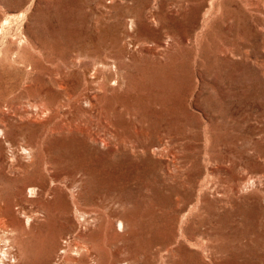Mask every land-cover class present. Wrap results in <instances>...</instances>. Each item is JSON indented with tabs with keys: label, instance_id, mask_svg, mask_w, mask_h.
<instances>
[{
	"label": "rangeland",
	"instance_id": "rangeland-1",
	"mask_svg": "<svg viewBox=\"0 0 264 264\" xmlns=\"http://www.w3.org/2000/svg\"><path fill=\"white\" fill-rule=\"evenodd\" d=\"M0 233L5 264L75 235L100 264H264V0H0Z\"/></svg>",
	"mask_w": 264,
	"mask_h": 264
},
{
	"label": "bare ground",
	"instance_id": "bare-ground-1",
	"mask_svg": "<svg viewBox=\"0 0 264 264\" xmlns=\"http://www.w3.org/2000/svg\"><path fill=\"white\" fill-rule=\"evenodd\" d=\"M216 1V0H214ZM212 3V2H211ZM216 3V2H215ZM212 6V5H211ZM211 8V7H210ZM153 10V9H152ZM210 10V9H209ZM212 10V9H211ZM210 12V11H209ZM208 12V14H209ZM213 13V11H212ZM152 15V14H151ZM155 15V14H154ZM130 16V15H129ZM157 16V15H156ZM130 21V20H129ZM105 22V21H104ZM121 30V29H120ZM128 36V35H127ZM112 37V36H111ZM89 38V37H88ZM118 40V39H117ZM174 40V39H173ZM94 44V43H93ZM175 45V44H174ZM136 49V48H135ZM104 50V49H103ZM134 50V49H133ZM106 51H109V53H112L110 51V46H107L106 47ZM99 52V51H98ZM163 52V51H162ZM117 54L114 55V56H105V57H101L100 59H98V61L95 60V62H93V67L92 69H87V72L86 73H89L90 71H93V73L95 74V76H89L91 78V80L89 81V85L90 84H94L99 91H101V93H106L110 90L111 86L109 85L110 81L114 80V81H117L118 84L122 85L123 84V71L124 69L122 70V68L120 67V63L122 64H126L127 62V58L129 57V55L131 54L130 52V49L129 47H127L126 45H120L118 46V51L116 52ZM80 54V53H79ZM129 54V55H128ZM108 55V54H107ZM77 58H80L79 56ZM200 63V62H199ZM117 65H120L119 67H117ZM126 67V66H125ZM88 70H90L88 72ZM91 73V72H90ZM63 74V73H62ZM61 75V74H60ZM93 75V74H92ZM63 76V75H62ZM101 78L104 79V81H101ZM114 78V79H113ZM66 79V78H65ZM59 80V79H58ZM57 80V81H58ZM116 82V83H117ZM60 83V82H59ZM63 83V81H62ZM86 83V82H85ZM58 84V83H57ZM87 85H88V82H87ZM116 85V84H115ZM65 87V86H64ZM94 87V86H92ZM92 89V88H91ZM95 89V88H94ZM111 91H112V88H111ZM210 91V90H209ZM85 97V95H84ZM86 99L87 101L89 102V104L91 105L90 108H91V113H100V110L99 111H96L97 109V103H96V100L98 101V97L95 95H86ZM100 102V101H99ZM99 104V103H98ZM101 105V104H99ZM163 105V104H162ZM102 106V105H101ZM100 107V106H99ZM156 108V107H155ZM47 110V109H46ZM98 110V109H97ZM102 110V109H101ZM93 111V112H92ZM103 111V110H102ZM156 111V110H155ZM154 111V112H155ZM162 111V110H161ZM153 112V111H152ZM128 113V111H127ZM131 113V112H130ZM157 114V112H155ZM102 114V112H101ZM104 114V113H103ZM123 114V109L122 107L120 106H116L113 111L111 112V114L109 116L105 115L104 114V117H105V124H106V127L108 130H113L115 131L116 135L111 131L109 134L112 136V138H117L118 137V133H120V131L122 130V126H123V123L118 121V118L121 117V115ZM93 117V115L91 116ZM102 117V115H101ZM126 120V119H125ZM129 120V119H128ZM132 121V120H131ZM125 122V121H124ZM137 124V122H136ZM135 124V125H136ZM129 125V124H128ZM132 125V124H131ZM126 126H123V129L125 128ZM132 127V126H130ZM134 127V126H133ZM132 127V128H133ZM137 127V126H135ZM141 127V126H140ZM161 127V126H160ZM128 128V127H126ZM125 128V129H126ZM144 128V127H143ZM163 128V127H162ZM137 129V128H136ZM134 129V130H136ZM166 129V128H165ZM133 130V131H134ZM144 131V129H142ZM141 130V131H142ZM149 130V129H147ZM89 131V130H88ZM94 131V130H93ZM105 130H103L104 132ZM124 131H127V130H124ZM142 131V132H143ZM150 131V130H149ZM148 131V132H149ZM107 132V131H105ZM123 132V131H122ZM136 131H134L135 133ZM139 132V131H138ZM145 132V131H144ZM157 132V131H156ZM100 133V132H99ZM97 133V134H99ZM107 133V134H108ZM133 133V134H134ZM96 135V133H94ZM103 134V133H102ZM106 134V135H107ZM143 134V133H142ZM160 135V140L157 143V149H161V150H165V151H168V144L166 142H164V140L162 139V137H166L165 136V132H161L159 133ZM92 135V134H91ZM104 134V136H106ZM124 135V134H123ZM131 135V134H130ZM147 135V134H146ZM145 135V136H146ZM150 135V134H149ZM98 136V135H97ZM125 136V135H124ZM127 136V135H126ZM129 136V134H128ZM154 136V135H153ZM156 136V135H155ZM158 136V134H157ZM156 136V137H157ZM99 137V136H98ZM101 137V136H100ZM134 137V136H133ZM136 137V136H135ZM147 137V136H146ZM149 137V136H148ZM95 138V137H94ZM97 138V137H96ZM110 138V136H109ZM125 138V137H124ZM123 138V139H124ZM132 138V137H131ZM168 137H166L167 139ZM182 138V137H181ZM127 139V138H126ZM133 139V138H132ZM153 139V138H152ZM165 139V138H164ZM111 140V139H110ZM116 140V139H115ZM131 140V139H130ZM153 140H156L153 139ZM95 141V139L93 140ZM97 141V140H96ZM100 142L105 143V140H99ZM97 141V142H99ZM124 141V140H123ZM126 141V140H125ZM134 141V140H133ZM166 141V140H165ZM107 142L109 141H106V144ZM115 142V141H114ZM185 142V141H184ZM111 143V142H110ZM109 143V144H110ZM136 143V142H135ZM117 144V143H116ZM122 144V143H121ZM130 144H133L131 143L130 141ZM105 145V144H104ZM129 145V144H128ZM156 145V144H155ZM108 146V145H107ZM116 146H119V145H116ZM136 146V145H134ZM145 146V145H144ZM175 146V145H174ZM111 147V146H110ZM130 147V146H129ZM149 147V145H148ZM147 147V148H148ZM152 147V146H151ZM137 148V147H135ZM134 148V149H135ZM144 148V147H143ZM140 149V148H139ZM149 149V148H148ZM152 149V148H150ZM143 150V149H141ZM146 151V149H144ZM137 151V150H136ZM149 151V150H148ZM178 153V152H177ZM21 154V153H20ZM176 161V160H175ZM64 183V182H63ZM75 188V187H74ZM71 189V188H70ZM50 191V190H49ZM53 192V191H52ZM73 192V191H72ZM18 207V206H17ZM109 207V206H108ZM19 210V208H18ZM107 210V209H106ZM117 210V209H116ZM187 211V210H186ZM73 212V211H72ZM29 213V212H28ZM189 213V212H188ZM4 214V213H3ZM88 214V215H87ZM87 214H80L79 216V222H78V226L76 227V229L78 228H93L94 226H99V220H100V213H88ZM24 215V214H23ZM79 215V214H78ZM102 216V215H101ZM44 218V217H43ZM78 218V217H77ZM114 218V217H113ZM22 219V218H21ZM33 222V221H32ZM122 227V224L120 225ZM4 227V226H3ZM13 228V227H12ZM15 229V228H14ZM203 229V228H202ZM84 230V229H83ZM82 230V231H83ZM93 230V229H92ZM3 231V230H2ZM5 231V229H4ZM79 231V230H78ZM81 231V232H82ZM99 231V230H98ZM210 231V230H209ZM80 232V233H81ZM85 232V231H84ZM87 232V231H86ZM89 232V236H90V231ZM11 233V232H10ZM13 233V232H12ZM73 233V232H72ZM1 234V233H0ZM71 235V234H69ZM68 235V236H69ZM72 236V235H71ZM76 236V235H75ZM75 236H72V237H67L66 236V239H65V244L61 245L59 247V250H58V254H57V258L56 260L52 263V264H100V259H99V255L96 251V249H98V247L95 249L93 246L94 245H90V243H88V245H85V246H82L78 241H76L77 239H75ZM85 236V235H84ZM15 237V236H14ZM87 237V236H85ZM84 238V237H83ZM88 239L90 240L91 238L88 237ZM85 240V239H84ZM87 240V239H86ZM9 241V240H8ZM209 241V240H208ZM13 242V241H12ZM12 242H9L8 245H7V249H3V248H0V252L2 253V258H0V264H5V259L9 260V261H12V263L14 262H18V260L20 259L18 257L19 255V247H17L15 245V243H13L11 245ZM96 245V244H95ZM213 245V244H212ZM56 249V248H55ZM57 251V250H56ZM98 252H99V249H98ZM56 255V254H55ZM122 255V254H121ZM77 256H80L79 258ZM8 264V263H7ZM41 264V262H40Z\"/></svg>",
	"mask_w": 264,
	"mask_h": 264
}]
</instances>
